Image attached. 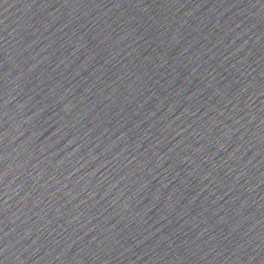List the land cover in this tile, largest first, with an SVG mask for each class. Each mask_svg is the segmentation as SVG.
Returning a JSON list of instances; mask_svg holds the SVG:
<instances>
[{
  "label": "water",
  "instance_id": "95a60500",
  "mask_svg": "<svg viewBox=\"0 0 264 264\" xmlns=\"http://www.w3.org/2000/svg\"><path fill=\"white\" fill-rule=\"evenodd\" d=\"M0 264H264V0H0Z\"/></svg>",
  "mask_w": 264,
  "mask_h": 264
}]
</instances>
